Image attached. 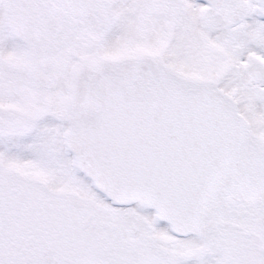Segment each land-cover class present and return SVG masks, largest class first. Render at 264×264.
<instances>
[{"label": "snow or ice", "instance_id": "1", "mask_svg": "<svg viewBox=\"0 0 264 264\" xmlns=\"http://www.w3.org/2000/svg\"><path fill=\"white\" fill-rule=\"evenodd\" d=\"M0 264H264V0H0Z\"/></svg>", "mask_w": 264, "mask_h": 264}]
</instances>
